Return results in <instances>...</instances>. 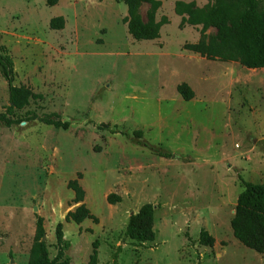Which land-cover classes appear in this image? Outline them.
I'll list each match as a JSON object with an SVG mask.
<instances>
[{"label":"rangeland","instance_id":"1","mask_svg":"<svg viewBox=\"0 0 264 264\" xmlns=\"http://www.w3.org/2000/svg\"><path fill=\"white\" fill-rule=\"evenodd\" d=\"M159 1L156 21L169 23L158 40L137 41L123 0H0V53L12 58L14 85L42 96L18 115L70 123L0 125V264L28 263L38 217L51 258L63 223L69 264H91L95 241L96 264H264V253L243 246L231 227L239 176L264 184V69L185 50L217 31L181 27L176 2L204 8L216 0ZM151 14L143 5L142 21ZM56 17L65 20L61 30L50 28ZM184 83L190 102L177 91ZM8 105L0 74V113ZM138 131L171 157L142 146ZM76 180L98 221H65L81 205L68 187ZM110 195L120 201L109 203ZM146 204L155 207L156 238L141 245L125 233Z\"/></svg>","mask_w":264,"mask_h":264},{"label":"trees","instance_id":"2","mask_svg":"<svg viewBox=\"0 0 264 264\" xmlns=\"http://www.w3.org/2000/svg\"><path fill=\"white\" fill-rule=\"evenodd\" d=\"M61 0H46V5L54 7ZM127 7V16L123 22L127 25L128 33L137 41H154L161 37V29L169 23L167 17L156 21L155 14L162 7L159 0H123ZM148 5L152 14L147 22L142 21L140 10ZM175 13L181 17V27H202L203 34L210 28H215L216 36L206 41L202 38L196 44H188L185 50L211 61L235 62L248 69H264V0H216L215 5L199 8L192 3L178 1L175 4ZM65 26L63 17H56L50 21L52 30H61ZM0 74L6 80L9 91V105L5 112L0 113V125L12 127L29 121H39L56 129L67 130L69 122L60 117L42 116L34 113L20 117L18 111L27 108L31 102L42 99L25 86L14 85V66L12 58L1 49ZM184 101L190 102L195 94L188 84H181L177 88ZM115 133V132H114ZM129 136L127 133H123ZM142 146L156 152L162 158H169L166 153L142 140L143 133H133ZM242 187L236 206V213L231 222L234 237L246 248L259 254L264 253V184H254L239 176ZM75 192L74 202L81 205L65 218L67 223L81 225L86 220L98 221L91 211L83 204L85 192L79 182L71 181L68 185ZM120 198L110 195L108 202L115 204ZM155 207L144 205L136 214L130 216L126 228V237L138 244H147L155 241ZM64 225L59 223L55 230L57 255L51 258L49 247L43 241L45 237L44 219L37 218L36 232L30 250L27 264H69L66 254L71 243L65 239ZM201 241L213 245V239L206 231L201 234ZM99 242L93 243L91 264L97 263ZM116 258V257H115ZM116 260V259H115ZM113 264H116L114 261Z\"/></svg>","mask_w":264,"mask_h":264},{"label":"water","instance_id":"3","mask_svg":"<svg viewBox=\"0 0 264 264\" xmlns=\"http://www.w3.org/2000/svg\"><path fill=\"white\" fill-rule=\"evenodd\" d=\"M45 240H46V237L43 238V241H44V242H45Z\"/></svg>","mask_w":264,"mask_h":264}]
</instances>
